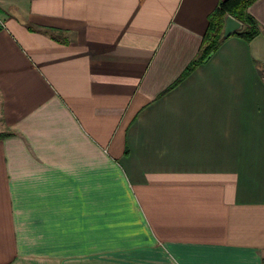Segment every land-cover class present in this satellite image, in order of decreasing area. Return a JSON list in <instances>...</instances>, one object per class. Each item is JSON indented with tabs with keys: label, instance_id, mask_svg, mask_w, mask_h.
Segmentation results:
<instances>
[{
	"label": "crops",
	"instance_id": "obj_1",
	"mask_svg": "<svg viewBox=\"0 0 264 264\" xmlns=\"http://www.w3.org/2000/svg\"><path fill=\"white\" fill-rule=\"evenodd\" d=\"M220 1L0 0V264H264V0L174 85Z\"/></svg>",
	"mask_w": 264,
	"mask_h": 264
},
{
	"label": "trees",
	"instance_id": "obj_2",
	"mask_svg": "<svg viewBox=\"0 0 264 264\" xmlns=\"http://www.w3.org/2000/svg\"><path fill=\"white\" fill-rule=\"evenodd\" d=\"M257 0H221L217 8L209 16V24L204 35L200 51L195 59L187 66L174 85L185 79L199 65L204 63L226 39L223 37L225 19L232 16L243 25L235 35L247 42L256 38L262 32L260 23L249 12L248 8ZM8 133H0V140L8 136Z\"/></svg>",
	"mask_w": 264,
	"mask_h": 264
},
{
	"label": "water",
	"instance_id": "obj_3",
	"mask_svg": "<svg viewBox=\"0 0 264 264\" xmlns=\"http://www.w3.org/2000/svg\"><path fill=\"white\" fill-rule=\"evenodd\" d=\"M242 27L243 25L240 21L232 16H227L224 24L223 37L228 38L232 34L240 31Z\"/></svg>",
	"mask_w": 264,
	"mask_h": 264
}]
</instances>
